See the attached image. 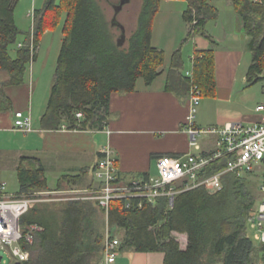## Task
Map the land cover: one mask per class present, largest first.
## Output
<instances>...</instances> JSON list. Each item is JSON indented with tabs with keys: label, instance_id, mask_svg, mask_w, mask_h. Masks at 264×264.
Masks as SVG:
<instances>
[{
	"label": "trees",
	"instance_id": "1",
	"mask_svg": "<svg viewBox=\"0 0 264 264\" xmlns=\"http://www.w3.org/2000/svg\"><path fill=\"white\" fill-rule=\"evenodd\" d=\"M19 1L0 0V112L13 107L6 88L26 83L44 34L60 24L63 41L40 121L43 130L103 131L113 94L133 93L139 80L149 86L163 73L165 54L152 44L153 24L163 0H143L128 48L116 40L97 0H48L43 9L35 8L28 31L16 14ZM182 1L187 3L184 42L197 35L209 38L207 25L218 19V9L211 0ZM232 4L245 23L246 48L252 53L247 80L254 86L264 81V0H232ZM182 67L179 49L172 56L167 90L187 99L194 83L202 97L215 96L212 49L195 53L192 80L180 73ZM223 169L217 162L205 175ZM88 173L64 176L55 191L76 190ZM17 179L19 195L52 192L37 158L21 159ZM257 185L250 177L227 174L217 192L204 186L185 190L181 185L173 204L164 197L154 204L143 201L140 208L141 200L136 199L127 208L124 200H116L108 215L93 201L33 204L21 226L26 230L38 225L42 231L33 244L21 243L30 252L24 264H101L106 227L113 237L120 235V252L161 253L164 264H259L264 261V245L248 234L249 217L260 199ZM93 186L92 181L87 188Z\"/></svg>",
	"mask_w": 264,
	"mask_h": 264
},
{
	"label": "crops",
	"instance_id": "2",
	"mask_svg": "<svg viewBox=\"0 0 264 264\" xmlns=\"http://www.w3.org/2000/svg\"><path fill=\"white\" fill-rule=\"evenodd\" d=\"M211 4L218 9L219 17L207 25L209 38L197 35L184 42L187 27L183 15L187 3L182 0L161 2L153 24L152 44L165 54L163 73L149 86L139 80L133 93L113 94L110 118L103 131L69 130L66 127L43 130L40 121L51 88L44 83L37 89L36 84L42 82L37 77L40 75L42 78V71L37 69L40 57L32 62L26 83L6 88L13 107L9 112H0V165L11 164L12 172L17 176L22 158H37L45 168L49 189L55 191L64 176H76L83 170L89 173L76 189H87L92 181L97 185L94 168L102 150L108 145L114 152L119 177L124 181L155 176L158 173L157 160L161 157L200 153L190 146V136L183 128L189 114L188 98L183 99L166 88L172 56L179 49L183 59L180 73L187 78V74H193L196 52L210 49L214 52L216 93L214 97L202 98L196 115L198 128H223L227 124L248 126L257 122L259 115L248 101L252 89L247 72L252 53L246 48L245 23L232 0H211ZM35 8L36 0H33L31 14ZM41 45L42 40L38 50ZM17 112L31 115L32 132L23 133L15 129ZM206 139L205 143H200L201 151L214 147L215 137ZM25 165L29 166L28 163ZM4 178L0 185L7 187L8 182ZM101 264L106 263L103 260ZM113 264H164V254L120 252Z\"/></svg>",
	"mask_w": 264,
	"mask_h": 264
},
{
	"label": "built area",
	"instance_id": "3",
	"mask_svg": "<svg viewBox=\"0 0 264 264\" xmlns=\"http://www.w3.org/2000/svg\"><path fill=\"white\" fill-rule=\"evenodd\" d=\"M256 2L259 0H255ZM33 21H34V15ZM22 47V45H20ZM192 80L193 74H187ZM264 92V88H263ZM198 85L192 84L188 96L189 114L184 123V131L190 136V146L200 153H188L180 157L164 156L157 160L158 173L155 176L143 177L139 180L124 181L119 177V169L113 150L108 145L102 152L93 175L97 185L87 189L62 190L52 192L19 195L6 191V185H0V250H9L13 263L29 261L30 252L21 243L33 244L36 234L42 231L38 225L22 229L21 218L39 201V197L63 196V201H93L106 211L108 215L113 201L124 200L130 208L132 201L140 199L154 204L167 197L173 204L178 193L177 187L184 185L185 190L206 187L210 192L222 188V177L227 174L236 177H250L258 184L259 202L248 220V228L258 244L264 245V102L256 107L259 120L252 125L227 124L223 128L202 129L196 125V115L202 100ZM78 118L82 114L77 115ZM15 129L23 133L32 132L30 114H15ZM215 137L214 147L201 151L199 139ZM220 162L224 169L211 176H206L212 164ZM11 210L13 218L8 215ZM120 239L113 237L107 227L104 239L103 257L106 264L116 262L120 254ZM3 260V259H2ZM259 264H264L261 261Z\"/></svg>",
	"mask_w": 264,
	"mask_h": 264
},
{
	"label": "rangeland",
	"instance_id": "4",
	"mask_svg": "<svg viewBox=\"0 0 264 264\" xmlns=\"http://www.w3.org/2000/svg\"><path fill=\"white\" fill-rule=\"evenodd\" d=\"M48 0H36V8L37 9H43L45 4ZM102 7L105 16L109 23H112L114 18L116 17V20L119 24H121L125 28V40L122 42V47L128 48L130 46V39L137 29L138 24V17L139 13L141 11L143 0H129L128 3H126L123 8L120 10L119 13H116V10L114 8V5H119L122 0H97ZM33 0H20L19 5L17 7V17L23 18L24 21H22L23 26L22 29L24 31H28L30 27L33 25V17L31 19V13L33 12ZM33 15V14H32ZM113 32L115 34L116 40H119L121 38L122 32L119 27H113ZM62 41H63V27L62 24L58 25L55 30L47 31L43 38H42V45L40 50V54H38L37 59L40 57V60L37 62H40V64H43V68H39L42 71L41 73L42 78H40V75L37 76L39 79H42V82L37 85V89H40L41 86L44 83H48L49 88L52 87L53 81H54V73L57 67L58 58L60 55L61 47H62ZM39 71V70H38ZM142 81V79L140 80ZM45 85V84H44ZM45 87V86H43ZM263 88H264V81L259 82L258 84L251 86V92H249V99L248 101L252 104V109L254 110L257 105L260 102H264V94H263ZM50 90V89H49ZM41 91V90H40ZM38 97V92L36 94ZM46 100V99H45ZM199 108V107H198ZM206 138L199 139V142L202 144L205 143ZM157 175V174H156ZM2 177H5L3 180H6L8 182V185L6 187V191L9 193H16L19 189V183L15 172H12L11 164L0 165V180H2ZM53 182V181H52ZM55 184V183H54ZM258 186V185H257ZM258 190V187H257ZM259 193V192H258ZM64 197L63 196H46L43 195L39 197V201L36 203H55L59 204L63 202ZM58 202V203H56ZM105 235L107 232V227L105 228ZM249 236L252 237V231L249 230L248 232ZM116 238L120 239L119 234H115ZM0 256L3 257L1 264H13L14 260L10 254L9 250H0Z\"/></svg>",
	"mask_w": 264,
	"mask_h": 264
},
{
	"label": "water",
	"instance_id": "5",
	"mask_svg": "<svg viewBox=\"0 0 264 264\" xmlns=\"http://www.w3.org/2000/svg\"><path fill=\"white\" fill-rule=\"evenodd\" d=\"M129 2V0H122L121 1V3L119 4V5H114V8H115V10H116V13H119L120 12V10L123 8V6L126 4V3H128ZM112 26L114 27H119L120 28V30H121V32H122V35H121V38L119 39V44L120 45H122V42H124V40H125V28L121 25V24H119L118 22H117V20H116V17L114 18V20H113V22H112ZM2 259H3V257L2 256H0V264L2 263ZM13 264H22V263H19V262H17V263H13Z\"/></svg>",
	"mask_w": 264,
	"mask_h": 264
},
{
	"label": "bare ground",
	"instance_id": "6",
	"mask_svg": "<svg viewBox=\"0 0 264 264\" xmlns=\"http://www.w3.org/2000/svg\"><path fill=\"white\" fill-rule=\"evenodd\" d=\"M8 215H9V217H10L11 219L13 218V213H12L11 210L8 211Z\"/></svg>",
	"mask_w": 264,
	"mask_h": 264
}]
</instances>
